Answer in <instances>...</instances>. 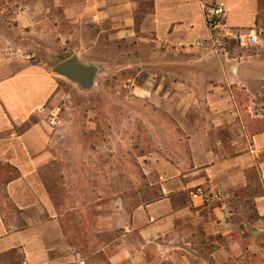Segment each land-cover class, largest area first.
I'll list each match as a JSON object with an SVG mask.
<instances>
[{"label":"crops","instance_id":"0c3cea01","mask_svg":"<svg viewBox=\"0 0 264 264\" xmlns=\"http://www.w3.org/2000/svg\"><path fill=\"white\" fill-rule=\"evenodd\" d=\"M24 1H18L21 15ZM215 1L224 10L220 27L239 32L241 46L248 47L260 0ZM32 10L36 36L48 20L58 45L83 66L81 49L91 38L95 43L108 36L145 50L146 59L137 62L146 67L132 93L150 97L153 105L167 101L161 105L175 117L176 139L169 137L167 153L148 167L160 176L161 197L131 215L110 217L112 239L96 256L84 252L83 262L264 264V130L252 129L235 98L236 89L251 93L264 79L262 61L244 56L230 77L225 72L220 83L209 81L218 60L197 47L212 39L201 0H33ZM0 76V256L18 251L20 264H79L74 235L63 230L51 200L55 185L45 178L56 173L58 154L40 124L21 129L31 122L33 96L52 98L58 83L25 65L0 68ZM189 111L198 118L187 125ZM216 190L221 198L208 201Z\"/></svg>","mask_w":264,"mask_h":264},{"label":"rangeland","instance_id":"374dc122","mask_svg":"<svg viewBox=\"0 0 264 264\" xmlns=\"http://www.w3.org/2000/svg\"><path fill=\"white\" fill-rule=\"evenodd\" d=\"M18 1L0 2V68L31 66L35 72L48 73L58 83L52 98L33 96L31 104L35 111L31 122L21 129L40 124L51 139V149L58 154L56 173L52 170L45 178L52 188L55 185L51 200L56 213L62 216L63 230L74 235V252L81 264L87 257L82 255L84 252L89 257L96 256L99 245L112 239L108 231L110 217L131 215L137 207L161 197L160 176L148 167L162 160L159 156L164 155L163 151L167 153L165 144L169 137L176 139L170 124L175 117L164 109L167 101L162 100V106L158 98L155 106L150 97L132 93L138 71L146 67L144 61L137 62L146 59L145 50L132 43H115L108 36L99 42L93 43L92 38L84 42L86 47L81 49L80 57L88 66L100 68L90 90L55 74L53 69L72 57L73 51L58 45L48 20L42 26L40 38L37 37L33 31V0L24 1L23 15ZM218 6L222 12L221 26L224 10ZM248 34L258 35L264 42V0L259 1L257 26ZM241 43L239 32L231 35L221 27L212 32V39L200 47L206 54L217 56V64L210 68L215 73L210 76L216 77L209 81L220 83L225 72L230 77L232 68L244 56L258 57L262 61L260 71L264 73V48H245ZM77 44L81 45L82 40ZM11 49H22L31 59L12 62ZM207 69L205 65L201 71ZM251 91L236 89L235 98L244 117L253 120L252 129L263 131L264 79L252 84ZM197 118L195 111H189L186 124ZM104 228L105 234L99 235L98 231ZM19 256L18 251L0 256V264H20Z\"/></svg>","mask_w":264,"mask_h":264},{"label":"built area","instance_id":"2783aa9c","mask_svg":"<svg viewBox=\"0 0 264 264\" xmlns=\"http://www.w3.org/2000/svg\"><path fill=\"white\" fill-rule=\"evenodd\" d=\"M201 6H202V10H203L205 19L207 21V24L209 25V28L211 29V31L212 30L215 31L216 29L220 27L221 16H222V12L219 9L218 4L216 3L215 0H201ZM248 39H249L248 40L249 45L253 47H257V48H264V42L260 39L258 35H251ZM242 44H243V41H242ZM202 46H203V43H199L197 45V47H202ZM10 59L12 62L19 63L24 60H30L31 56L22 49H11ZM197 193L201 195H205V190L198 189ZM220 198H221V192L216 190L209 194V196L207 197V200L208 201L218 200ZM81 264H85V263L81 262Z\"/></svg>","mask_w":264,"mask_h":264},{"label":"water","instance_id":"95a60500","mask_svg":"<svg viewBox=\"0 0 264 264\" xmlns=\"http://www.w3.org/2000/svg\"><path fill=\"white\" fill-rule=\"evenodd\" d=\"M53 72L68 78L87 91L93 88L98 69L92 66H83L79 63L77 57L73 56L57 65Z\"/></svg>","mask_w":264,"mask_h":264},{"label":"trees","instance_id":"16d2710c","mask_svg":"<svg viewBox=\"0 0 264 264\" xmlns=\"http://www.w3.org/2000/svg\"><path fill=\"white\" fill-rule=\"evenodd\" d=\"M212 32H213V30H212ZM11 253H17V251H13V252H11ZM8 254H10V253H8ZM19 258L21 259V256H19Z\"/></svg>","mask_w":264,"mask_h":264}]
</instances>
